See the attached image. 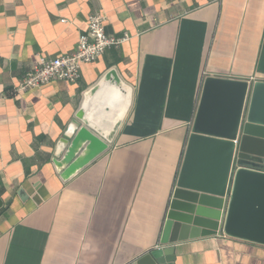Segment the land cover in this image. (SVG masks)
<instances>
[{"label":"crops","instance_id":"1","mask_svg":"<svg viewBox=\"0 0 264 264\" xmlns=\"http://www.w3.org/2000/svg\"><path fill=\"white\" fill-rule=\"evenodd\" d=\"M96 14L129 39L76 83L15 92L40 57L71 54ZM109 70L124 88L90 99ZM207 77L264 82V0H0V264L135 263L160 247ZM82 108L120 126L62 181L52 161ZM173 248V264H264L263 245L222 233Z\"/></svg>","mask_w":264,"mask_h":264},{"label":"water","instance_id":"2","mask_svg":"<svg viewBox=\"0 0 264 264\" xmlns=\"http://www.w3.org/2000/svg\"><path fill=\"white\" fill-rule=\"evenodd\" d=\"M111 87L124 88L114 70L88 95ZM85 111L77 112L52 161L62 181L105 153L120 126L121 118L110 127ZM220 233L264 246V82L205 78L165 209L160 247L135 264H173L174 244Z\"/></svg>","mask_w":264,"mask_h":264},{"label":"built area","instance_id":"3","mask_svg":"<svg viewBox=\"0 0 264 264\" xmlns=\"http://www.w3.org/2000/svg\"><path fill=\"white\" fill-rule=\"evenodd\" d=\"M220 1V0H216ZM62 22H65L62 20ZM129 39L127 34L115 37L105 34L104 19L96 14L88 18L86 31L78 38L71 54L52 59L40 57L32 70L19 82L15 92L24 93L38 89L51 81L76 83L80 78L82 65L97 60L107 49L119 47ZM125 264H135L127 262Z\"/></svg>","mask_w":264,"mask_h":264},{"label":"bare ground","instance_id":"4","mask_svg":"<svg viewBox=\"0 0 264 264\" xmlns=\"http://www.w3.org/2000/svg\"><path fill=\"white\" fill-rule=\"evenodd\" d=\"M126 101H127V100H126ZM125 103H126V102H125ZM127 103H128V101H127ZM127 103H126V104H127ZM126 104H125V105H126ZM122 110H123V108H121L120 113L122 112ZM120 113L117 115V118H119L120 116H122V113H121V114H120ZM116 121H117V120H116ZM114 123H115V122L109 124V126H110V127L113 126Z\"/></svg>","mask_w":264,"mask_h":264}]
</instances>
